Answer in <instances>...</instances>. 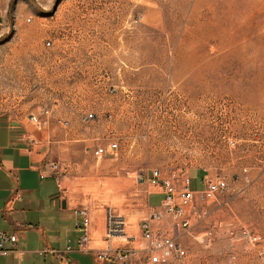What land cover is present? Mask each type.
<instances>
[{"label":"rangeland","instance_id":"374dc122","mask_svg":"<svg viewBox=\"0 0 264 264\" xmlns=\"http://www.w3.org/2000/svg\"><path fill=\"white\" fill-rule=\"evenodd\" d=\"M43 106L36 130L87 133L76 164L58 161L75 204L113 207L139 240L161 193L134 170L188 178L196 195L224 177L170 264H264V0H0V113Z\"/></svg>","mask_w":264,"mask_h":264},{"label":"crops","instance_id":"0c3cea01","mask_svg":"<svg viewBox=\"0 0 264 264\" xmlns=\"http://www.w3.org/2000/svg\"><path fill=\"white\" fill-rule=\"evenodd\" d=\"M28 115L0 113V230L18 234L15 250L2 258L4 264H43L47 258L39 250H61L68 241L75 247L80 235L73 208L81 204H75L64 191L61 183L67 175L54 177L47 164L59 160L76 164L83 152L80 142L87 140V133L38 131ZM100 211L90 208V248L101 246L95 244L94 232L101 233L104 242V214ZM136 241L130 239L128 244L134 246ZM70 257L75 264H118L98 261L94 252L77 248Z\"/></svg>","mask_w":264,"mask_h":264},{"label":"built area","instance_id":"2783aa9c","mask_svg":"<svg viewBox=\"0 0 264 264\" xmlns=\"http://www.w3.org/2000/svg\"><path fill=\"white\" fill-rule=\"evenodd\" d=\"M50 41L47 44L50 45ZM51 117V111L43 106L41 113H29L28 118L39 129L47 127ZM96 118L95 113L86 112L82 116L84 123H89ZM56 125L67 127L69 120L61 117H53ZM117 142L106 145L98 144L91 151V155L97 160L113 155L117 150ZM51 174L58 178L63 165L58 161H50L47 164ZM137 182L159 188L162 194L159 204L152 207L148 216L143 219L138 227L140 239L128 234L126 231L125 217L115 211L113 207L106 206L104 211V234L102 239L105 246L88 247L90 241V224L92 217L90 210L83 205L73 208L78 217L76 229L80 235L74 247L70 241L61 250L45 247L38 252L46 257L43 264H75L70 253L77 248L80 251H92L98 261H112L118 264H170L172 261L185 257V249L180 238L188 233L193 224L202 219L204 211L198 206V200L213 198L217 193L228 188V182L224 177L204 178V187L198 195L191 189L188 178H180L173 174L170 177H162L157 168L146 170L139 167L132 172ZM44 177V174L40 175ZM122 238L126 243L117 241ZM137 240L136 245L130 246L128 240ZM18 240L17 232L0 230V264H4L2 258L15 250Z\"/></svg>","mask_w":264,"mask_h":264},{"label":"water","instance_id":"95a60500","mask_svg":"<svg viewBox=\"0 0 264 264\" xmlns=\"http://www.w3.org/2000/svg\"><path fill=\"white\" fill-rule=\"evenodd\" d=\"M18 123L17 122H12V125H17ZM62 204L64 205L65 202L63 201Z\"/></svg>","mask_w":264,"mask_h":264},{"label":"bare ground","instance_id":"6f19581e","mask_svg":"<svg viewBox=\"0 0 264 264\" xmlns=\"http://www.w3.org/2000/svg\"><path fill=\"white\" fill-rule=\"evenodd\" d=\"M245 35V34H244Z\"/></svg>","mask_w":264,"mask_h":264}]
</instances>
